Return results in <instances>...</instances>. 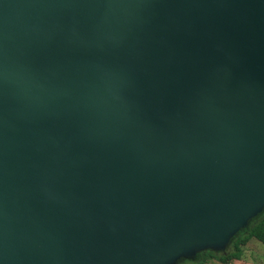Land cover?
I'll list each match as a JSON object with an SVG mask.
<instances>
[{
  "label": "water",
  "instance_id": "obj_1",
  "mask_svg": "<svg viewBox=\"0 0 264 264\" xmlns=\"http://www.w3.org/2000/svg\"><path fill=\"white\" fill-rule=\"evenodd\" d=\"M264 210V0H0V264H178Z\"/></svg>",
  "mask_w": 264,
  "mask_h": 264
},
{
  "label": "trees",
  "instance_id": "obj_2",
  "mask_svg": "<svg viewBox=\"0 0 264 264\" xmlns=\"http://www.w3.org/2000/svg\"><path fill=\"white\" fill-rule=\"evenodd\" d=\"M251 238H255L258 241L264 243V210L255 218L250 221L249 227L243 229L233 239L231 243V250H227L226 253H214L210 250L202 251L196 254V262L193 264H204L210 258H216L222 263L230 264L232 259H238L241 255V247L247 243Z\"/></svg>",
  "mask_w": 264,
  "mask_h": 264
},
{
  "label": "rangeland",
  "instance_id": "obj_3",
  "mask_svg": "<svg viewBox=\"0 0 264 264\" xmlns=\"http://www.w3.org/2000/svg\"><path fill=\"white\" fill-rule=\"evenodd\" d=\"M228 250H231V246ZM241 255L238 259H232L230 264H264V243L255 238H251L241 247ZM213 252V251H212ZM215 253V252H214ZM218 254V253H216ZM196 257V256H195ZM196 258L192 260H181L178 264H193ZM204 264H225L216 258H210Z\"/></svg>",
  "mask_w": 264,
  "mask_h": 264
}]
</instances>
